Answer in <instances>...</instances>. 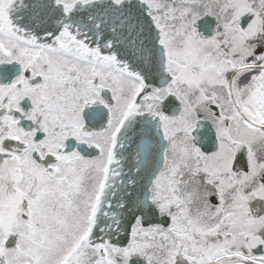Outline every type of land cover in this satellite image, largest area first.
<instances>
[{"label":"snow or ice","instance_id":"1","mask_svg":"<svg viewBox=\"0 0 264 264\" xmlns=\"http://www.w3.org/2000/svg\"><path fill=\"white\" fill-rule=\"evenodd\" d=\"M0 264H264V0H0Z\"/></svg>","mask_w":264,"mask_h":264}]
</instances>
